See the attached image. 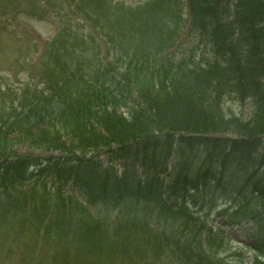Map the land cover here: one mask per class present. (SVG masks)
I'll list each match as a JSON object with an SVG mask.
<instances>
[{
  "label": "trees",
  "instance_id": "16d2710c",
  "mask_svg": "<svg viewBox=\"0 0 264 264\" xmlns=\"http://www.w3.org/2000/svg\"><path fill=\"white\" fill-rule=\"evenodd\" d=\"M92 4L89 18L98 28L103 20L120 49L116 64L103 81L98 71L87 80L79 68L64 67L70 80L50 84L52 95L35 94L0 125L2 194L11 199L48 175L60 187L72 182L93 206L103 203L106 214L82 239L93 256L110 244L106 215L117 208L148 202L196 228L191 209L209 213L223 199L225 226L254 223V264H264V0H190L192 46L182 58L171 51L186 26L182 0L147 1L106 19L103 0ZM228 97L250 102V116H227ZM19 146L50 156H22ZM101 151L110 162L124 160L121 175L103 166ZM133 228L119 222L114 244L126 245ZM217 237L210 229L207 242Z\"/></svg>",
  "mask_w": 264,
  "mask_h": 264
},
{
  "label": "rangeland",
  "instance_id": "374dc122",
  "mask_svg": "<svg viewBox=\"0 0 264 264\" xmlns=\"http://www.w3.org/2000/svg\"><path fill=\"white\" fill-rule=\"evenodd\" d=\"M68 3H65V2ZM94 0H0V107H3L6 103V107L0 109V118L3 113H10L13 106V101L16 95L22 91V88L26 83L31 82V76L33 70L39 72V68L32 69L30 60L36 50L34 41L32 40L30 31L36 33L43 39V42L50 43L53 40L54 23L57 21L62 22L63 27H66L56 37L53 45L59 49H64L61 59L66 61L67 58H71V64L77 66L88 67L92 65L95 67L97 63V52L99 41H94L88 36V28L86 24L87 15L92 14L95 10L92 4ZM146 0H103V8L107 14L111 16H122L121 13L125 8L118 4H123L127 7H136ZM116 6H114L113 4ZM112 6V9L108 10V6ZM69 5V7L67 6ZM67 7L71 11V18L64 16V8ZM5 9V12L2 9ZM8 12L12 13L10 16ZM73 14V16H72ZM45 15V20L42 21L40 16ZM24 25L25 30L21 26ZM68 26V27H67ZM27 27L30 28L27 31ZM67 31V32H66ZM100 38V37H99ZM101 40V39H100ZM108 47V45H106ZM187 44H184L180 50L174 52L176 58L187 56ZM52 48V47H51ZM109 49V47H108ZM111 49V48H110ZM108 51V50H107ZM112 53V52H111ZM108 61H112V56H108ZM44 67V66H43ZM46 72H44L45 74ZM55 78L59 80L60 74H56ZM43 85H41L42 88ZM226 115H238L244 118H248L251 113V103H240L234 97H228L223 102ZM18 154L27 156L29 154H35L32 149L19 146L17 147ZM40 155V153H36ZM49 155V154H45ZM42 156V155H41ZM45 157V156H42ZM105 156H103L104 158ZM105 159V158H104ZM117 167H121V163ZM46 187L54 192L55 187L49 179L44 180ZM21 199V198H20ZM22 202V200H19ZM221 205V201H219ZM3 210L1 211V213ZM9 215L8 219L2 221L0 219V264H20L21 259L25 264H76L74 258L75 245H70V251L72 254L68 255L64 252H60L56 259L52 258L51 243L46 242V236H44L45 225L50 222L47 219H43L42 225L38 230L28 231L23 228L20 221L12 222V214L15 212V208H11L6 211ZM140 214L139 220L142 222L144 212H138ZM24 217V216H23ZM210 221V225H215L213 216L207 219V223ZM155 226V222H154ZM179 223L174 219H168L166 225V231L169 235H174L173 232L177 229ZM249 226V225H247ZM246 225L241 230L223 229V232L227 235V246L224 251L220 252V257L227 260L231 264H252L253 255L248 248V237L246 234ZM75 230L74 226H71L70 232L67 230V236L63 238L62 242L66 243L68 240H75L77 232H71ZM180 232V230H179ZM178 232V234H179ZM177 234V235H178ZM191 236L190 234L187 237ZM27 241H32L33 244L39 247V253L34 254V245L30 248ZM130 244V243H126ZM139 247L137 250L135 247ZM123 248L113 249L112 257L114 261L112 264H118L120 254L123 252ZM126 252L131 256L129 261L132 264H182L180 260H176L167 250L157 251L154 248L145 247L140 244H130ZM57 254V252H56ZM55 256V255H54ZM79 257H82L81 255ZM43 263L38 262L39 259ZM195 261H198L195 259ZM197 264V263H196Z\"/></svg>",
  "mask_w": 264,
  "mask_h": 264
}]
</instances>
